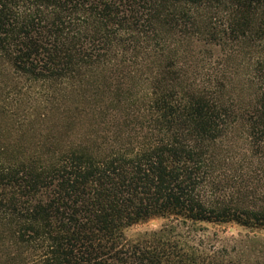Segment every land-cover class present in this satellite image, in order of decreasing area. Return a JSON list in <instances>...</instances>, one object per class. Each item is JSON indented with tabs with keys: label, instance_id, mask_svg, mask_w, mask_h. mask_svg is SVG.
Here are the masks:
<instances>
[{
	"label": "trees",
	"instance_id": "1",
	"mask_svg": "<svg viewBox=\"0 0 264 264\" xmlns=\"http://www.w3.org/2000/svg\"><path fill=\"white\" fill-rule=\"evenodd\" d=\"M5 77L0 113L59 132L0 144V264H264L194 233L264 232V0H0Z\"/></svg>",
	"mask_w": 264,
	"mask_h": 264
},
{
	"label": "rangeland",
	"instance_id": "2",
	"mask_svg": "<svg viewBox=\"0 0 264 264\" xmlns=\"http://www.w3.org/2000/svg\"><path fill=\"white\" fill-rule=\"evenodd\" d=\"M195 53L199 52L201 56H197L194 58L197 63H215L217 59L221 57L220 51L211 50L207 47L200 46L195 49ZM235 63H249L248 57L245 55H240V58L235 59ZM2 83H8L7 85H12L9 82L11 79H7V77L0 79ZM3 85V84H2ZM18 85V84H17ZM23 104L25 103V98L21 99ZM23 109V108H22ZM18 111V116L21 115L22 112ZM36 111L35 113H38ZM34 113V117L30 119V124L26 125L24 128L20 129L17 127L14 118H7L6 116L0 113V144H8L11 145H23L26 147L33 146L35 144L41 143L43 141V137L46 134L49 135L50 131H54V133L59 132V128L57 129L56 125L53 122H49L44 124L40 122L39 116H36ZM39 114V113H38ZM15 117V118H17ZM55 119V118H54ZM57 119V118H56ZM55 119V120H56ZM59 127V125H58ZM236 156L239 161L243 160L244 169L248 170L250 168V153L245 152L247 147L242 141H237L235 144ZM245 170V171H246ZM168 222L165 220H154L150 221L146 224H141L135 226L127 231L128 237H136L139 234L145 232H151L161 229L164 226H167ZM195 235L198 237H213L216 235V239L221 240L223 243L230 244L229 240L234 239V241L241 242L246 239H258L259 243L264 242V232L261 231H248L242 229L240 227L234 225H224V226H212L207 224H199L194 229ZM257 247L254 245V248Z\"/></svg>",
	"mask_w": 264,
	"mask_h": 264
}]
</instances>
